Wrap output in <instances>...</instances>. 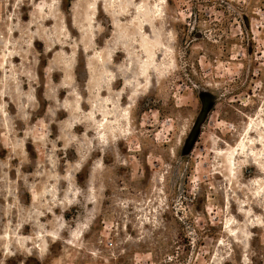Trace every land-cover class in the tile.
Instances as JSON below:
<instances>
[{
    "label": "rangeland",
    "instance_id": "obj_1",
    "mask_svg": "<svg viewBox=\"0 0 264 264\" xmlns=\"http://www.w3.org/2000/svg\"><path fill=\"white\" fill-rule=\"evenodd\" d=\"M0 264H264V0H0Z\"/></svg>",
    "mask_w": 264,
    "mask_h": 264
},
{
    "label": "bare ground",
    "instance_id": "obj_2",
    "mask_svg": "<svg viewBox=\"0 0 264 264\" xmlns=\"http://www.w3.org/2000/svg\"><path fill=\"white\" fill-rule=\"evenodd\" d=\"M155 5H156V4H155ZM156 8H157V7H156ZM154 9H155V8H154ZM139 12H140V9H139ZM142 12H143V11H142ZM140 17H141V16H140ZM146 22H147V21H146ZM147 23H148V22H147ZM147 23H146V24H147ZM143 31H144V30H143ZM155 34H156V33H155ZM142 35H143V34H142ZM156 36H157V35H156ZM142 37H143V36H142ZM145 37H146V36H145ZM144 42H145V41H144ZM142 43H143V41H142ZM147 43H148V41H147ZM142 46H143V45H142ZM145 48H146V47H145ZM143 49H144V48H143ZM146 49H148V47H147ZM144 50H145V49H144ZM147 51H148V50H147ZM145 53H147L146 50H145ZM130 81H131V80H130ZM105 120H106V119H105ZM106 123H107V122H106ZM249 125H250V124H249ZM250 127H251V126H249V128H250ZM246 131H247V130H246ZM246 131H245V132H246ZM242 140H243V139H242ZM241 142H242V141H241ZM245 142H246V141H245ZM250 142H251V141H250ZM253 144H254V143H253ZM240 145H241V144H240ZM250 145H251V144H250ZM243 146H244V145H243ZM254 153H255V152H254ZM233 159H234V158H233Z\"/></svg>",
    "mask_w": 264,
    "mask_h": 264
}]
</instances>
